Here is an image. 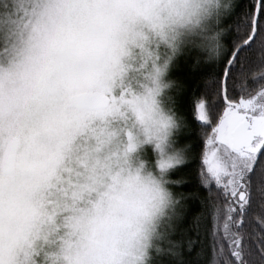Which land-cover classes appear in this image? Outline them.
Masks as SVG:
<instances>
[{"label": "snow or ice", "instance_id": "obj_1", "mask_svg": "<svg viewBox=\"0 0 264 264\" xmlns=\"http://www.w3.org/2000/svg\"><path fill=\"white\" fill-rule=\"evenodd\" d=\"M120 14L103 0H0V209L13 231L25 194L46 186L86 121L115 107L105 92ZM223 25L227 50L195 102L197 129L179 112L181 84L168 100L186 153L156 163L169 169L183 218L149 264H264V105L257 113L253 100L235 99L231 87L242 54L264 43V0L236 3ZM241 34L249 43L236 48ZM199 66L195 58L192 67ZM190 204L199 211L191 213ZM154 217L143 202L126 204L113 227L134 230L143 254ZM23 242L21 232L6 249L7 264Z\"/></svg>", "mask_w": 264, "mask_h": 264}, {"label": "clouds", "instance_id": "obj_2", "mask_svg": "<svg viewBox=\"0 0 264 264\" xmlns=\"http://www.w3.org/2000/svg\"><path fill=\"white\" fill-rule=\"evenodd\" d=\"M103 2L121 13L114 37L117 59L105 92L110 101L116 99L115 107L86 121L46 186L25 194L26 210L15 231L0 209V264H7L6 249L21 232L24 242L15 247L11 264H149L157 248H167L183 218L181 197L168 186L169 169L156 163L186 153L178 142L181 121L168 103L180 82L169 72L186 52L209 64L223 57V21L236 0ZM248 43L241 34L235 47ZM242 59L235 82L258 113L264 105V43H253ZM136 202L155 211L143 254L144 242L134 230L118 233L113 227L120 208Z\"/></svg>", "mask_w": 264, "mask_h": 264}, {"label": "trees", "instance_id": "obj_3", "mask_svg": "<svg viewBox=\"0 0 264 264\" xmlns=\"http://www.w3.org/2000/svg\"><path fill=\"white\" fill-rule=\"evenodd\" d=\"M245 2L246 0H236V3ZM195 58L196 57H191L189 59H185L184 62H181L175 75L176 80L182 85V88L177 95L179 112L185 117L187 124L193 129H197L199 124L198 120L195 119V102L201 94H207L205 92V80L207 79V76L211 72L213 66V64L200 61V66L198 68H193L192 63ZM231 87L233 89L235 99L238 100L241 95H244L237 87L235 77H233ZM178 141L180 144H184L186 142V137L182 135ZM189 207L190 212L193 214L199 211L198 205L190 204ZM190 220L191 216L186 218V222Z\"/></svg>", "mask_w": 264, "mask_h": 264}, {"label": "rangeland", "instance_id": "obj_4", "mask_svg": "<svg viewBox=\"0 0 264 264\" xmlns=\"http://www.w3.org/2000/svg\"><path fill=\"white\" fill-rule=\"evenodd\" d=\"M194 53V56H193V54L192 53H190L189 54V56H190V58L191 57H196V54H195V52H193ZM178 59H179V57H177L175 60H174V62H173V65H172V68H171V71L169 72V76L171 77V78H175L176 79V71H177V69H178V66L181 64V62H184V60H185V58H180L179 59V61H178ZM177 61H178V64H177ZM134 74V73H133ZM179 142V141H178Z\"/></svg>", "mask_w": 264, "mask_h": 264}]
</instances>
